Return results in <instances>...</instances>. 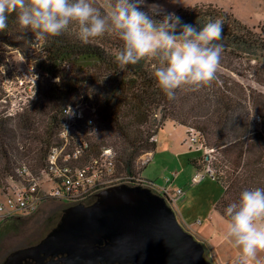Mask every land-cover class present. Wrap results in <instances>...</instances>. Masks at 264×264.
Here are the masks:
<instances>
[{"label":"trees","instance_id":"16d2710c","mask_svg":"<svg viewBox=\"0 0 264 264\" xmlns=\"http://www.w3.org/2000/svg\"><path fill=\"white\" fill-rule=\"evenodd\" d=\"M175 13L198 28L221 19L222 52L254 59L264 55L263 36L221 7L194 5ZM7 23L0 32V42L20 50L39 81L32 97L15 115L0 104V190L7 186V179L25 181L23 169L36 177L39 170L47 169L51 148L60 146L66 117L63 110L78 104L83 117L75 129L88 141L83 155L111 148L117 173L134 175L137 158L142 152L154 150V136L167 121L198 136L204 154L189 158L187 164L197 171L207 164L212 170L209 174L222 187L214 210L223 219L227 220L223 209L242 190L264 188L263 93L246 92L238 82L216 72L209 84L195 90L181 86L169 100L152 75L160 66L155 65L159 62L156 58L146 57L135 65L121 67L104 47L91 41L81 43L72 26L61 36L41 39L19 25L16 13ZM36 39L40 41L38 46L34 44ZM256 116L262 120V129L256 128ZM88 121L93 122L92 127L87 126ZM77 138L69 132L68 147H72L67 152L80 143Z\"/></svg>","mask_w":264,"mask_h":264},{"label":"rangeland","instance_id":"374dc122","mask_svg":"<svg viewBox=\"0 0 264 264\" xmlns=\"http://www.w3.org/2000/svg\"><path fill=\"white\" fill-rule=\"evenodd\" d=\"M92 2L103 14L110 13L113 0H92ZM159 2L163 3L167 10L173 12L194 5L212 4L221 7L239 19L251 31L261 34L264 38V0H177L176 3L159 0ZM70 26L73 31H76L75 26ZM90 41L104 47L113 55H116L122 47V42L114 33H106L104 36ZM34 44L38 46L39 39H36ZM262 51L264 53V49ZM158 64L159 62H155L156 66ZM0 65L5 72L0 76L4 79L3 82L9 85L7 89L10 88L8 90L9 99L11 102L13 101V104H17L22 101L20 98L24 99L23 97L27 95L28 83L33 81L36 84L39 81L38 75L36 78L29 79L32 73L30 62L24 58L20 50L2 42H0ZM216 72L238 82L246 92L254 90L264 94V55L254 59L222 52ZM34 74L32 73V76ZM22 103V107L25 106L24 102ZM7 107H10V103L7 104ZM18 112L20 111L18 110L16 113ZM159 116L160 114L156 115V123ZM255 122L256 128L262 129L263 124L259 116L255 117ZM72 133L78 137L77 140L83 138L79 132L73 131ZM195 135L194 131L187 134L185 127L165 121L162 129H159L154 136V150L141 153L137 158L135 172L130 180L123 178L128 177L124 173H117L115 166L114 176L123 179L110 180L109 183L103 184L99 190L86 198L97 196L101 190L120 184L149 188L161 197H166L169 194L175 198L173 203L170 201L169 206L175 210L177 221L184 230L191 233L201 243L205 259L211 264H234L239 250L224 239L227 220L214 210V204L222 194V187L209 174L212 170L207 169V164L203 165L204 171L199 173L198 178L196 175L199 171L187 164L189 158H198L204 154V150L196 142L198 136L195 137ZM58 142L61 145L58 149L62 147L61 156L65 155L67 150H71L72 146L67 147L64 152V140L60 138ZM205 154L207 153L205 152ZM140 170L142 171L140 172ZM142 178L152 181L154 185L145 183ZM38 180L40 186L46 190H50L54 185L52 179L42 170H39ZM6 181L7 186L3 191L0 190L1 195L13 185V181L9 179ZM178 189L183 190L181 196L176 194ZM0 200L3 198L0 197ZM63 203H65L64 205H77L83 203V200L69 203L62 199L49 198L41 202L32 212L34 216L17 215L16 217L20 216V218H16L10 227L3 229L0 233V258L14 247L24 245L46 232L52 223L51 218ZM260 255L264 257V253Z\"/></svg>","mask_w":264,"mask_h":264},{"label":"clouds","instance_id":"9594fccd","mask_svg":"<svg viewBox=\"0 0 264 264\" xmlns=\"http://www.w3.org/2000/svg\"><path fill=\"white\" fill-rule=\"evenodd\" d=\"M12 13L22 28L41 39L61 36L70 25L83 44L114 33L122 42L115 55L121 67L146 57L158 59L152 75L169 100L181 86L195 90L214 80L223 51L221 19L198 28L159 0H113L107 15L92 0H0V32ZM222 214L227 218L224 239L239 250L234 264H264V188L242 190Z\"/></svg>","mask_w":264,"mask_h":264},{"label":"water","instance_id":"95a60500","mask_svg":"<svg viewBox=\"0 0 264 264\" xmlns=\"http://www.w3.org/2000/svg\"><path fill=\"white\" fill-rule=\"evenodd\" d=\"M65 211L39 244L12 253L5 264L41 252L66 253L65 264H211L201 243L149 188L115 185L98 192L93 204ZM102 239L108 242L98 246Z\"/></svg>","mask_w":264,"mask_h":264},{"label":"built area","instance_id":"2783aa9c","mask_svg":"<svg viewBox=\"0 0 264 264\" xmlns=\"http://www.w3.org/2000/svg\"><path fill=\"white\" fill-rule=\"evenodd\" d=\"M0 74H5L4 69L0 65ZM31 72L35 73L33 66H30ZM29 77L36 78L34 76ZM1 78L0 91L3 92L0 98V104L4 105L9 114H14L22 109V102L24 104L30 99L34 93L35 83H28V93L17 104L9 99L10 95L6 82ZM36 80V79H35ZM1 95V94H0ZM10 103V107L6 105ZM3 106V107H4ZM66 115L61 130V139L64 140V149L68 147L70 141L68 140L69 132H77L75 129L76 123L83 117L81 105L67 107L64 110ZM93 122L88 121L87 126L92 127ZM196 137V135H195ZM197 139V137H196ZM195 140V139H194ZM78 145H74L72 151H68L65 155L61 156L62 147L55 146L51 148L47 156V169L43 170L54 182L50 190H46L40 186L38 177L31 175L26 169H23L24 175L27 177L23 182H13L6 192H3L0 197V222L6 218L15 217L20 214L32 213L41 202L49 198H58L65 200L69 203H75L84 200L91 193L99 190L103 184H107L110 180L125 179L130 177L118 178L115 175V161L114 153L111 148H104L99 153L86 156L83 155L84 149L88 145L85 138L78 140ZM198 143V141L196 140ZM83 150V152H82ZM81 158V159H79ZM77 162H74L77 160ZM72 160V161H71ZM82 160V162H80ZM209 170L210 168L207 167ZM210 173V172H209ZM177 196L183 194L182 189L176 191ZM169 201L174 202L175 198L167 194Z\"/></svg>","mask_w":264,"mask_h":264},{"label":"flooded vegetation","instance_id":"af4514ba","mask_svg":"<svg viewBox=\"0 0 264 264\" xmlns=\"http://www.w3.org/2000/svg\"><path fill=\"white\" fill-rule=\"evenodd\" d=\"M167 205H170V201L168 196L164 197L162 196ZM97 199V196H92V197H88L85 198L83 200V203H80L84 206H89L91 204H93ZM65 203L62 204V206L60 208L57 209L58 212H56L53 217L51 218L52 223L48 226V229L46 230V232H44L42 235H40L38 238H35L34 240L24 244V245H20L17 247H14L13 249H11L9 252H7L6 254H4L3 257L0 258V264H5L8 256H10L12 253L23 249V248H27V247H31V246H35L37 244H39L54 228H56L58 226V224L61 221V218L63 217V215L65 214V210H67L69 207L74 206L73 204H69V205H64ZM172 208V207H171ZM173 212L175 213V210L172 208ZM27 216H34V213L26 214ZM176 215V213H175ZM16 218H20V216L18 217H10V218H6L4 219L2 222L0 223V233H2L3 229H6L7 227H10L12 225V223L16 220ZM184 229V228H183ZM108 242L107 239H102V242L100 244H97L98 246L100 245H105ZM67 257L66 253H57V254H45L43 252L39 253V254H35L34 256H30V257H26L24 259H22L21 261H19L17 264H65L64 259ZM106 264V263H104Z\"/></svg>","mask_w":264,"mask_h":264},{"label":"crops","instance_id":"0c3cea01","mask_svg":"<svg viewBox=\"0 0 264 264\" xmlns=\"http://www.w3.org/2000/svg\"><path fill=\"white\" fill-rule=\"evenodd\" d=\"M204 171L203 168L199 170V172L197 173L196 177L198 178V175L200 172Z\"/></svg>","mask_w":264,"mask_h":264}]
</instances>
